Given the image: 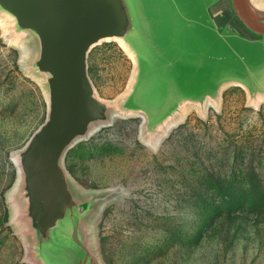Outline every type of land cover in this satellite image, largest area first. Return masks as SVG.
Masks as SVG:
<instances>
[{
  "label": "rangeland",
  "instance_id": "rangeland-1",
  "mask_svg": "<svg viewBox=\"0 0 264 264\" xmlns=\"http://www.w3.org/2000/svg\"><path fill=\"white\" fill-rule=\"evenodd\" d=\"M27 58L0 18V264H32L12 153L44 122L47 106ZM87 70L97 95L114 101L133 62L119 43L103 41L88 52ZM141 128L138 114H115L63 159L76 194L116 190L85 226L99 262L264 264V98L229 84L217 105L188 107L157 144Z\"/></svg>",
  "mask_w": 264,
  "mask_h": 264
},
{
  "label": "water",
  "instance_id": "water-1",
  "mask_svg": "<svg viewBox=\"0 0 264 264\" xmlns=\"http://www.w3.org/2000/svg\"><path fill=\"white\" fill-rule=\"evenodd\" d=\"M0 18L9 39L25 43L47 106L12 153L32 264H101L85 226L116 190L76 194L63 159L115 114H138L143 138L157 144L188 107L217 105L226 85L264 98V0H0ZM103 41L120 42L133 62L114 101L97 95L87 70Z\"/></svg>",
  "mask_w": 264,
  "mask_h": 264
},
{
  "label": "bare ground",
  "instance_id": "bare-ground-1",
  "mask_svg": "<svg viewBox=\"0 0 264 264\" xmlns=\"http://www.w3.org/2000/svg\"><path fill=\"white\" fill-rule=\"evenodd\" d=\"M117 43H119L124 49H125V47L120 43V42H118V41H116ZM125 51H126V49H125ZM128 53V52H127Z\"/></svg>",
  "mask_w": 264,
  "mask_h": 264
}]
</instances>
